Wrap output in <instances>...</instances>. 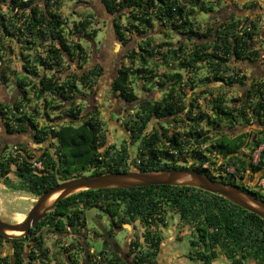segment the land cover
<instances>
[{"label": "trees", "instance_id": "trees-1", "mask_svg": "<svg viewBox=\"0 0 264 264\" xmlns=\"http://www.w3.org/2000/svg\"><path fill=\"white\" fill-rule=\"evenodd\" d=\"M102 1L114 16L116 39L127 44L132 40L129 35L139 38L137 49H130L125 56L129 64L118 70L112 83L113 91L120 97L130 103L138 102L135 115L124 124L127 139L120 148L112 146L103 150L107 130L100 114L94 111L83 116V108L74 102L78 94H85L84 90H93L102 75V67L62 77L67 73H64L66 61L79 64V69L87 65L89 56L81 41L97 40L100 30L94 28V15L69 27L61 15L63 0H0V60L6 62L4 56L14 55L12 44H16L24 70L19 74L13 72L21 96L12 103L0 102V118L7 134H31L41 152L38 156L24 142L17 143L15 150L10 145H2L0 182L39 198L59 183L87 173L187 168L183 165L187 163L186 155H191L194 161L191 169L225 184H238L237 177L243 180L249 171L252 176L263 178L264 149L258 161L248 164L247 156L241 152L245 146L244 135L233 138L222 135V123H229L230 128L240 122L264 124V80L254 79L249 85V77L242 69V65L251 67L264 61V50L259 46L261 19L250 20L233 14L216 25L208 24L202 32L197 13L215 12L212 3L207 5L204 0ZM216 2L220 7L222 0ZM155 26L161 31L156 33ZM159 35L168 39L176 35L180 39L176 43L157 44ZM157 58L166 67L174 64L176 71L155 74L149 63ZM183 72L189 75L188 79H184ZM8 75L9 68L0 72L4 84L8 83ZM139 78L162 89L163 97L158 101H138L132 85ZM212 82L226 88L242 87L244 95L232 98V105H228L224 92L214 97L210 89ZM187 90L194 92V99L210 95L208 100L214 117L203 110L194 115L198 100H187ZM33 99L36 104L43 101V113L31 106ZM56 111L60 117H52ZM181 113H185L184 117L175 121L187 126L184 132L168 135L155 129L146 133L154 118L174 119ZM41 114L44 124L38 121ZM63 119L67 122L60 124ZM204 122L213 126L217 137L213 139L211 131L203 129ZM212 140L210 147L204 149ZM46 143L49 146L43 147ZM132 146H137L133 159ZM260 146L261 142L255 141L250 153L254 154ZM213 158L222 160L216 168L218 178L213 172L217 165ZM245 189L264 199L260 192ZM91 209L102 211L112 227L118 226L119 221L125 223L128 218L148 228L144 235L148 247L141 249L139 243L133 245L138 249L135 264H157L161 237L150 228L167 225V211L178 215L180 222L192 229V251L188 255L192 261L213 264L222 255L230 264H264L263 219L219 195L181 185L75 193L59 201L27 237L5 240L0 235V245H9L12 251L0 257V264H10L13 260L16 264L49 261V250L44 247L41 232L46 228L59 234L68 229L80 232V228L86 227L85 214ZM108 236L103 242L104 249L97 254L87 253L84 264L106 262L114 234L109 232ZM66 250L70 264H77V257ZM110 255L113 257L109 264H122L115 251Z\"/></svg>", "mask_w": 264, "mask_h": 264}, {"label": "rangeland", "instance_id": "rangeland-1", "mask_svg": "<svg viewBox=\"0 0 264 264\" xmlns=\"http://www.w3.org/2000/svg\"><path fill=\"white\" fill-rule=\"evenodd\" d=\"M63 2L64 4L61 10V15L66 19V23L69 27H72L74 23L82 21L88 15H94V28L99 29L100 33L95 42L87 40L81 41L87 51V55L89 56L87 65H85L83 69H79V64L66 61L64 73H67L63 74L62 77L65 79V76L69 73L77 72L83 74L90 68L102 67V75L97 79L93 90L91 92L84 90L85 94H78V96L75 97L74 102L76 105L83 108V116L94 111L100 114V119L103 121L105 125L104 128L107 130V143L103 150L107 148L109 149L112 146L120 148L123 141L128 137L124 124L128 121L130 116L135 115L138 108V102L130 103L120 97L113 91L112 83L118 76V70L122 66L129 64V62L125 61V56L130 49H137L139 38L129 35L128 37L132 40L127 44H123L116 39L113 26L114 16L108 13L102 0H63ZM204 2L207 5L212 3L215 12L205 14L200 13L199 11L197 13V22L200 24L202 32H204L208 24L216 25L218 21L222 22L230 15H236L234 9V6L236 5L229 3V0H222L220 7L216 6V0H204ZM3 8L4 12L7 11L6 6ZM160 29V27L155 26L156 33L161 31ZM179 39L180 37L176 35L170 36L169 39L163 35H159L156 36V43H176ZM12 45L15 54H9L7 57L4 56L6 62L2 63L0 60V72L9 68L8 83L2 84L0 79V102L15 101L21 96V92L16 88V79L13 76V72L15 71L19 74L24 71L23 60H21L19 46L16 44ZM31 61L33 63V55L31 56ZM233 65L236 66L235 63ZM149 68L154 70L155 74L159 76L165 71H176V66L174 64L166 67L163 65L160 58L151 60ZM263 68L264 61L262 64H255L251 67L242 65V69L249 77L247 81L249 85L254 81V76L258 77L256 79H261L260 76H263L264 78L263 70L258 74V70ZM182 74L184 79H188L189 75L186 72H183ZM202 74L205 75V72ZM153 85L155 84H147L146 81L141 78L135 80L132 89L133 93L138 97V101L144 99L158 101L163 97L164 92L162 89ZM210 89L212 90L214 97H217L224 92L226 94L228 105H232V98H240L244 95L242 87L240 88L236 86L234 88H226L218 82H212V84H210ZM199 91L200 90H195V92ZM193 93L194 92L192 91L187 93V100L194 99ZM210 97V95H199V98H195L198 100L197 106L199 107L194 110V115L199 114L200 111L203 110L214 117V113L209 105L208 99ZM31 106H35L41 113H43V101L36 104L33 99ZM184 114L185 113H181L174 119L154 118L150 122L146 133H152L155 129H158L160 134H163L165 131L168 135L182 133L187 129V126L179 121L176 122L175 120L184 117ZM60 116L61 114L56 111L52 117ZM38 121L40 124H44L42 114L41 117L38 118ZM66 122L67 119L59 121L60 124ZM202 127L205 130L211 131L210 135L213 136V139L217 137L215 130H213V126H209L204 122L202 123ZM222 129V135H227L231 138L244 135L245 146L241 149V152L247 156L246 161H248V164L251 163V161L253 163L258 161L259 153L264 149V124L253 121L248 124L240 122L235 128H230L229 123H222ZM255 141L261 142V146L254 154H252L250 153V148ZM19 142L27 143V146L33 150L34 153L38 156L41 155L40 145L35 144V141L32 140L31 134H7L4 123L0 118V148L4 145H10V149L13 150L15 145ZM211 143H213V140L210 141L208 145L204 146V149L210 147ZM42 146L47 147L49 145L46 143ZM130 150L131 158L133 159L136 157L137 146H132ZM186 156L187 163L183 165L187 168H191L194 161L190 158L191 155ZM213 159L217 163L213 172H215V176L218 178L219 174L216 172V168L219 167V163L222 160L219 158ZM230 171H233V169H230ZM91 175V173H87L83 176ZM262 177L263 178H260L258 175L252 176L249 171L243 180H240L239 177H237L238 184L236 185L243 189L248 188L250 190L258 191L264 197V176ZM13 179L14 181H17L14 177ZM37 200V197L29 193L12 189L10 186L0 182V219L11 224L20 223V218L23 216L25 219L26 215L35 205ZM166 216L167 225L153 226L150 228L151 231H156L161 237L157 264H200L199 262L192 261L188 256L192 251L190 244V241L193 239L191 235L192 229L187 225L182 224L179 216L171 211H167ZM85 218L86 227L80 228V232H73L68 229L59 234L58 232H53L52 229L47 228L41 232L44 239V247L49 250L50 254V260H44V263L41 264H70L67 250L65 251V249H68L74 257H77V264H84L86 255L94 252L97 254L104 249L103 242L109 237V232H112L114 236L112 240L110 239L111 249L108 247L106 253L108 259L102 264H109L110 258L113 257L110 254L114 253V251L123 260L122 264H135L134 256L138 249L133 245L139 243L141 249H146L148 247V244H146L144 239V235L147 233L148 228L144 227L140 222H132L127 218L125 223L121 224L119 221L118 226L112 227V222L102 211L97 209L88 210L85 214ZM11 252V247L9 245H0V257L8 256ZM10 264H16V262L13 260L10 261ZM213 264H230V261L221 255Z\"/></svg>", "mask_w": 264, "mask_h": 264}, {"label": "water", "instance_id": "water-1", "mask_svg": "<svg viewBox=\"0 0 264 264\" xmlns=\"http://www.w3.org/2000/svg\"><path fill=\"white\" fill-rule=\"evenodd\" d=\"M159 185L195 187L219 195L264 220V199L258 198L238 185L222 183L195 169L182 168L153 172H109L101 175L75 177L50 188L38 198L22 222L11 224L0 219V235L5 240L20 236L27 237L31 229L36 228L40 221L47 217L49 212L54 210L59 201L80 191L109 188L126 189ZM57 194L58 197L50 204L49 200L51 197ZM8 232L20 235H13Z\"/></svg>", "mask_w": 264, "mask_h": 264}, {"label": "crops", "instance_id": "crops-1", "mask_svg": "<svg viewBox=\"0 0 264 264\" xmlns=\"http://www.w3.org/2000/svg\"><path fill=\"white\" fill-rule=\"evenodd\" d=\"M229 3L236 5L234 9L236 14L241 18H255L261 19V32H260V49L264 50V0H229ZM232 5V6H233ZM264 72V68L261 69Z\"/></svg>", "mask_w": 264, "mask_h": 264}, {"label": "bare ground", "instance_id": "bare-ground-1", "mask_svg": "<svg viewBox=\"0 0 264 264\" xmlns=\"http://www.w3.org/2000/svg\"><path fill=\"white\" fill-rule=\"evenodd\" d=\"M57 197H58V194L57 195H54L53 197H51V199L49 200V203L51 204ZM22 220H24V217L23 216L20 218V222H22ZM8 233H11L13 235H19L18 233L15 234L13 232H8Z\"/></svg>", "mask_w": 264, "mask_h": 264}, {"label": "flooded vegetation", "instance_id": "flooded-vegetation-1", "mask_svg": "<svg viewBox=\"0 0 264 264\" xmlns=\"http://www.w3.org/2000/svg\"><path fill=\"white\" fill-rule=\"evenodd\" d=\"M263 59H264V55H263ZM262 63H263V62H262ZM262 63L259 62L258 64H262ZM258 64H257V65H258ZM261 72H262V70L259 69V70H258V74H260ZM260 77H261V80L264 79L263 76H260ZM256 78H258V77H257V76H254V79H256ZM259 79H260V78H259ZM2 84H4V83L2 82ZM10 102L12 103L13 101H10Z\"/></svg>", "mask_w": 264, "mask_h": 264}, {"label": "built area", "instance_id": "built-area-1", "mask_svg": "<svg viewBox=\"0 0 264 264\" xmlns=\"http://www.w3.org/2000/svg\"><path fill=\"white\" fill-rule=\"evenodd\" d=\"M38 167H40V164H37Z\"/></svg>", "mask_w": 264, "mask_h": 264}]
</instances>
